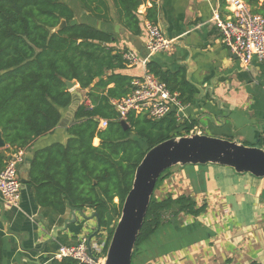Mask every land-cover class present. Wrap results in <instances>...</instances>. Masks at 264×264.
Wrapping results in <instances>:
<instances>
[{"label":"trees","instance_id":"16d2710c","mask_svg":"<svg viewBox=\"0 0 264 264\" xmlns=\"http://www.w3.org/2000/svg\"><path fill=\"white\" fill-rule=\"evenodd\" d=\"M245 1L257 6L259 0ZM143 2L0 0V129L7 143L0 148V173L6 164L5 151L26 148L58 126L73 100L66 81L76 80L88 91L94 106L90 110L83 104L78 107L75 122L67 128L65 144L55 143L35 153L31 182L40 205L61 214L68 206L92 208L100 218L101 230L106 229L109 218L120 217L137 166L147 151L169 138L185 135L197 123L190 119L180 123L176 112L161 120L130 113L125 129L110 101L128 96L132 81L140 76L121 72L128 67L124 59L127 48L112 45L116 41L113 32L76 18L83 12L90 19L113 22V10L119 23L139 35L142 22L138 8ZM147 18L156 22L154 6L148 8ZM62 20L67 24L58 29ZM147 68L177 92L184 105L193 102L196 88L187 81L184 70L171 73L153 62H148ZM97 117L108 120L105 129H98ZM95 138L100 140L98 145L93 144ZM170 170L162 173L156 188ZM206 208V203L198 205L189 194L162 199L153 194L133 259L140 245L163 224L181 213L197 217ZM3 261L0 235V264ZM47 264L84 263L63 257Z\"/></svg>","mask_w":264,"mask_h":264},{"label":"crops","instance_id":"0c3cea01","mask_svg":"<svg viewBox=\"0 0 264 264\" xmlns=\"http://www.w3.org/2000/svg\"><path fill=\"white\" fill-rule=\"evenodd\" d=\"M144 2L138 8L142 22L139 35H133L119 23L113 10V22L96 21L83 12L76 19L97 23L98 27L113 32L116 38L113 46L120 50L133 49L164 71L184 70L187 79L188 62H191L195 67L193 82L203 87L214 86V97L220 106L209 93L201 98L195 87V98L181 112L182 119L196 120V125L208 135L264 148V63L255 60L249 68H244L223 43L212 18L214 8H218L222 16L228 15L226 0H162L154 5L156 22L173 40V45L153 54L147 49L145 30L150 6ZM251 8L262 15L264 0ZM121 72L141 76L144 67L128 66ZM74 88L82 97L88 96V91L81 89L78 83ZM69 112L70 106L64 109L62 119ZM68 120L75 121V115ZM59 124L21 149L23 156L18 171L22 197L19 205L8 204L0 195L3 264H47L57 258L61 245L74 244L82 236L89 238L97 229V218L92 217L96 212L92 208H79L77 222L58 231L57 237L50 241L53 229L72 218V208L77 207L68 206L61 214L54 208L40 205L30 172L36 152L55 143L67 142V128L73 123ZM98 143L99 138H95L93 144ZM4 154L7 160L15 153L5 151ZM178 167L183 169L173 167L155 189V197L189 194L198 205L206 203L207 208L197 217L181 213L174 221L163 224L140 245L132 264H264V178L239 174L227 166L206 164L203 167L195 165V183H192L186 177L185 167ZM111 220L109 218V223ZM88 228L93 232L86 233ZM101 234L104 239L110 238L107 229Z\"/></svg>","mask_w":264,"mask_h":264},{"label":"built area","instance_id":"2783aa9c","mask_svg":"<svg viewBox=\"0 0 264 264\" xmlns=\"http://www.w3.org/2000/svg\"><path fill=\"white\" fill-rule=\"evenodd\" d=\"M162 0H145L148 6L159 5ZM228 15L222 16L218 8L213 10L212 21L219 29L223 43L237 56L244 68H249L253 61L264 63V17L254 12L245 0H226ZM147 32V49L150 54L168 50L173 45V40L168 38L162 27L157 22L149 19L145 22ZM127 66L142 65L144 74L132 81L133 90L122 99H111L112 105L118 112L119 120H127L130 113L144 115L152 120L165 118L175 106L178 121L184 119L181 112L185 106L177 92H173L167 84L161 81L147 68L148 57L141 56L133 49H127L124 53ZM81 102L89 110L93 103L89 96L82 97ZM98 129H105L108 120L97 117ZM203 133L198 125H194L186 134ZM185 134V135H186ZM0 173V195L8 204L18 206L21 197V181L18 164L22 160L23 151L18 149ZM100 233H103L100 232ZM90 240L82 236L74 244L61 245L56 257H72L84 264H103L110 242V238L104 239L103 235L96 240Z\"/></svg>","mask_w":264,"mask_h":264},{"label":"water","instance_id":"95a60500","mask_svg":"<svg viewBox=\"0 0 264 264\" xmlns=\"http://www.w3.org/2000/svg\"><path fill=\"white\" fill-rule=\"evenodd\" d=\"M66 24V20H62L58 29L64 28ZM137 47L140 48L139 45ZM189 50L191 52V49ZM145 54L148 56L149 52L147 51ZM188 65L187 80L195 85L200 92V97L209 93V96L220 106L219 100L214 97V86L203 87L194 83L192 75L195 67L191 62H188ZM77 83L76 80L66 81L68 89L73 91V100L70 112L59 125L75 122L74 120L69 121L68 118L73 119L81 103L82 95L74 88ZM175 110V106H172L171 112H175ZM120 123L125 129H128L129 124L126 120H120ZM6 146L7 143L0 129V148ZM188 164H218L233 168L239 174L249 173L264 178V148L246 145L238 140L197 132L174 136L150 148L137 166L132 188L124 200L121 215L112 233L103 264H132L136 242L160 176L167 169L176 166L183 167ZM76 210L80 211L81 209L72 208V218L65 220L63 226H56L53 229L50 241L57 237L58 231L66 230L69 224L77 222ZM92 217L97 218L98 226L96 231L89 236V242L101 231L98 214L94 213Z\"/></svg>","mask_w":264,"mask_h":264},{"label":"rangeland","instance_id":"374dc122","mask_svg":"<svg viewBox=\"0 0 264 264\" xmlns=\"http://www.w3.org/2000/svg\"><path fill=\"white\" fill-rule=\"evenodd\" d=\"M65 1H67V2H71L72 0H65ZM260 13L262 14V15H264V12H262V11H260ZM80 16V15H79ZM204 131V130H203ZM208 134V132L205 130V134ZM98 142V141H97ZM99 144V143H98ZM203 166H205V165H199V167H203ZM185 168H184V170L186 171L185 173H186V177H188V179H190V181L192 182V183H195V177H194V169L193 168H195V165H193V164H188V165H186V166H184ZM175 168V167H174ZM176 168H178V169H183V168H180V167H178V166H176ZM172 169V168H171ZM116 202L118 201L117 200V198H116V200H115ZM116 224H117V218L115 217L113 220H111L110 221V223L107 225V227H106V229H107V231H108V235H110V240H111V233L114 231V228H115V226H116ZM106 229H104V230H101L100 232H102V231H106ZM89 232H93L92 230H90L89 228H88V231L86 230V233H88L89 234ZM103 234H101V233H99L98 235H96V236H94V239H97V237H101Z\"/></svg>","mask_w":264,"mask_h":264}]
</instances>
